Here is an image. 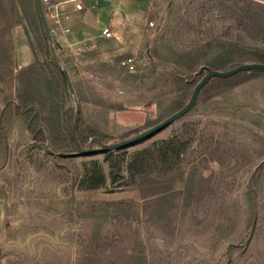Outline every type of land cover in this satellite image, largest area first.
Returning a JSON list of instances; mask_svg holds the SVG:
<instances>
[{"label":"rangeland","instance_id":"374dc122","mask_svg":"<svg viewBox=\"0 0 264 264\" xmlns=\"http://www.w3.org/2000/svg\"><path fill=\"white\" fill-rule=\"evenodd\" d=\"M123 21L130 44L53 37L83 146L177 111L218 42L264 48V0H152ZM62 92L34 0H0V264H264V73L210 81L158 133L83 156Z\"/></svg>","mask_w":264,"mask_h":264},{"label":"water","instance_id":"95a60500","mask_svg":"<svg viewBox=\"0 0 264 264\" xmlns=\"http://www.w3.org/2000/svg\"><path fill=\"white\" fill-rule=\"evenodd\" d=\"M34 2H35L37 14L39 16L41 29H42L43 35L47 43L50 59L53 65L55 66V68L63 76L67 89H68L69 97L71 100L70 139L78 155L83 156V155H90V154H95V153H104V152H109V151L113 152L116 150L129 147L131 145L137 144L141 142L142 140L146 139L147 137H150L151 135L158 133L159 131H161L162 129H164L165 127H167L168 125H170L171 123H173L174 121L178 120L180 117H182L183 115L191 111L196 105L201 89L213 78L227 79L241 72H247V71L264 73V63H254V62L241 63L231 68L225 69V70H215V69H210L205 66H201L198 69V71L194 73L193 78H195L197 75L201 74L202 72H205V73L201 76V78L194 85L189 96L187 97L183 105L177 111H175L168 117L164 118L157 124L131 137H127L125 139L119 140L114 143H103L100 141L99 138L92 137L89 140L87 146H82L79 142L78 134H77L80 109H79V102H78V98L76 95V91L74 89V86H73V83H72V80H71V77L68 71L58 59L56 44H55L53 36L50 33L41 0H34ZM181 76L184 77L185 79L188 78V75H181Z\"/></svg>","mask_w":264,"mask_h":264},{"label":"crops","instance_id":"0c3cea01","mask_svg":"<svg viewBox=\"0 0 264 264\" xmlns=\"http://www.w3.org/2000/svg\"><path fill=\"white\" fill-rule=\"evenodd\" d=\"M53 1L63 2V8L71 13L70 32L57 35L56 38L59 40L62 36L60 38H64L65 44L72 49L74 46L81 47L92 40L109 41L110 39L107 40L101 35L104 28L111 31L112 36L116 38L114 43L118 44L119 38L116 35H123L120 24L128 26L127 23H123V20L130 23L146 17L147 8L152 0H78L83 5V9L78 12L74 11L72 0ZM125 38L130 44V36ZM56 42L55 40V44Z\"/></svg>","mask_w":264,"mask_h":264},{"label":"trees","instance_id":"16d2710c","mask_svg":"<svg viewBox=\"0 0 264 264\" xmlns=\"http://www.w3.org/2000/svg\"><path fill=\"white\" fill-rule=\"evenodd\" d=\"M44 40H45V37H44ZM45 43H46V40H45ZM218 43L220 45L219 46V52L217 53L215 58H213L210 62H208V67L210 69L225 70L226 68L233 67L235 65H238L241 63H247V62L264 63V48H260V47H256V46H249V45H241L239 43H222V42H218ZM46 46H47V43H46ZM47 55H48L49 62L51 64V66L53 67V69L62 77V79H63V92H65L67 94V98L70 100L65 80H64L63 76L61 75V73L53 65V63L50 59L48 47H47ZM58 59L63 64L62 60L59 57H58ZM247 73L253 74V75L259 74L258 72L247 71V72H241V73L234 75V76L227 78V79L213 78L210 81H214L218 84L223 85V84H226L228 81L235 79L237 76H240L241 74H247ZM58 96H59L58 90H56V88H55V90L53 92V96H51V97H53V99H55ZM27 100L29 101V96H27V99L24 101V104H26ZM40 100H42V102L43 101L45 102V100H46L45 95L44 96L41 95ZM70 104H71V100H70ZM69 110L71 111V107L69 109H67V111L63 114V115L66 114L68 124L71 121V115H69ZM67 129H68V125H67ZM49 133L50 132H48L47 129H42L41 136L44 137L45 140H48ZM77 134H78L79 142L83 146V136H82V131H81L80 119L78 120ZM69 139H70V133H69ZM70 141H71V139H70ZM71 144H72V142H71ZM46 146H48V143L46 144ZM72 147H73V144H72Z\"/></svg>","mask_w":264,"mask_h":264},{"label":"built area","instance_id":"2783aa9c","mask_svg":"<svg viewBox=\"0 0 264 264\" xmlns=\"http://www.w3.org/2000/svg\"><path fill=\"white\" fill-rule=\"evenodd\" d=\"M74 2V11L78 12L83 9V5L78 0H72ZM46 21L53 37L68 34L71 30L69 22L71 20V13L63 8V2H54L53 0H41ZM101 35L105 39L112 38V33L108 28H104L101 31ZM122 64L133 68L132 59L126 58L122 61Z\"/></svg>","mask_w":264,"mask_h":264}]
</instances>
